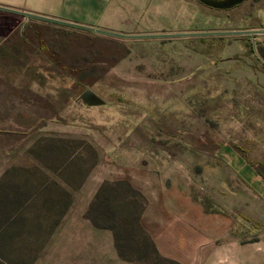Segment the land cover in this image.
I'll return each instance as SVG.
<instances>
[{
    "label": "rangeland",
    "instance_id": "374dc122",
    "mask_svg": "<svg viewBox=\"0 0 264 264\" xmlns=\"http://www.w3.org/2000/svg\"><path fill=\"white\" fill-rule=\"evenodd\" d=\"M198 3L199 28L137 40L0 11V264H201L264 240V0ZM226 48L251 53L220 72Z\"/></svg>",
    "mask_w": 264,
    "mask_h": 264
},
{
    "label": "crops",
    "instance_id": "0c3cea01",
    "mask_svg": "<svg viewBox=\"0 0 264 264\" xmlns=\"http://www.w3.org/2000/svg\"><path fill=\"white\" fill-rule=\"evenodd\" d=\"M198 4L197 0H0V11L21 16L25 22L31 18L108 39L137 40L150 36L153 31L199 28L196 19L203 12L202 5ZM263 5H259L260 11ZM3 39L12 45L27 43V35L21 31L9 32ZM248 52L242 48L220 50L216 59L219 71L228 73L229 67H235ZM255 71L264 76V71ZM224 149L231 151L228 146ZM232 151L234 157L239 156L249 165L235 149ZM255 176L260 177L256 171ZM256 243L259 245L252 248L249 242L220 240L209 251L201 249L196 258L202 254L201 264H252V258L255 259L253 264H264V251L260 250L264 240Z\"/></svg>",
    "mask_w": 264,
    "mask_h": 264
},
{
    "label": "trees",
    "instance_id": "16d2710c",
    "mask_svg": "<svg viewBox=\"0 0 264 264\" xmlns=\"http://www.w3.org/2000/svg\"><path fill=\"white\" fill-rule=\"evenodd\" d=\"M259 53L260 55L264 58V47H259ZM98 201H99V198H98ZM133 210L128 208L126 209L125 213L123 214L124 216H126V218H129L131 217L133 220H135L137 223L136 224H139L138 225V232L144 237L145 236V239L147 241V243L149 244V246L151 248H153L154 252H158L151 237L149 236V234H147L144 229L140 226V223H139V213L137 214L136 213V203L133 201ZM105 207V208H104ZM97 211L99 212H102L103 215H105L106 217H111L112 218L114 217V214L112 212V207L111 205L109 206V204H107V202L104 203V205L102 204H99L96 208ZM137 214V215H136ZM104 216V217H105Z\"/></svg>",
    "mask_w": 264,
    "mask_h": 264
},
{
    "label": "water",
    "instance_id": "95a60500",
    "mask_svg": "<svg viewBox=\"0 0 264 264\" xmlns=\"http://www.w3.org/2000/svg\"><path fill=\"white\" fill-rule=\"evenodd\" d=\"M197 1H200L214 8H230L239 4L243 0H197ZM168 34H172V33H168Z\"/></svg>",
    "mask_w": 264,
    "mask_h": 264
},
{
    "label": "built area",
    "instance_id": "2783aa9c",
    "mask_svg": "<svg viewBox=\"0 0 264 264\" xmlns=\"http://www.w3.org/2000/svg\"><path fill=\"white\" fill-rule=\"evenodd\" d=\"M99 31H101V32H103L102 30H100V29H98ZM104 32H106V31H104ZM116 34V33H115Z\"/></svg>",
    "mask_w": 264,
    "mask_h": 264
}]
</instances>
